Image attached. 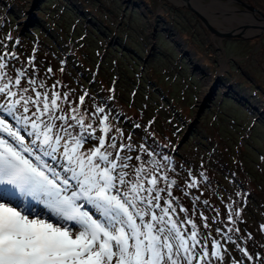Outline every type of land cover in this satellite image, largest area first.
<instances>
[{
	"label": "snow or ice",
	"instance_id": "snow-or-ice-1",
	"mask_svg": "<svg viewBox=\"0 0 264 264\" xmlns=\"http://www.w3.org/2000/svg\"><path fill=\"white\" fill-rule=\"evenodd\" d=\"M208 7L237 15L222 0ZM18 45L11 30L0 40V264H228L227 244L241 253L231 264H255L234 238L243 206L211 188L203 159L196 174L178 163V145L151 131L155 117L138 140L139 123L124 135L129 117L110 103L118 78L100 97L62 81L65 59L60 76L51 66L40 74L37 47L24 61ZM205 184L226 212L193 194Z\"/></svg>",
	"mask_w": 264,
	"mask_h": 264
},
{
	"label": "rangeland",
	"instance_id": "rangeland-1",
	"mask_svg": "<svg viewBox=\"0 0 264 264\" xmlns=\"http://www.w3.org/2000/svg\"><path fill=\"white\" fill-rule=\"evenodd\" d=\"M240 1L264 14V0ZM201 2L209 5L210 0ZM222 2L237 15L226 19L223 9L212 8L220 29L243 22L264 25L236 0ZM240 7L245 15L237 12ZM9 30L13 40L19 35L21 60L37 47L40 74L51 66L60 76L59 61L65 59L62 81L71 87L76 80L86 88L91 84L89 92L100 97L110 95L118 78L110 103L129 117L124 135L139 123L132 131L138 140L155 117L150 129L161 143L178 145V163L183 157L196 174L203 159L211 188L224 190L225 198L232 193L236 206H243L232 225L238 229L234 238H243L237 242L255 264H264L259 227L264 224V31L222 39L187 6L170 0H0V40ZM203 187L193 194L226 212L208 185ZM236 192L247 195L237 198ZM184 203L191 208L189 200ZM226 247L228 264L241 258L234 244ZM244 264L252 262L244 258Z\"/></svg>",
	"mask_w": 264,
	"mask_h": 264
},
{
	"label": "water",
	"instance_id": "water-1",
	"mask_svg": "<svg viewBox=\"0 0 264 264\" xmlns=\"http://www.w3.org/2000/svg\"><path fill=\"white\" fill-rule=\"evenodd\" d=\"M242 7L244 8H247L250 12L253 13L254 17L256 19H261L264 21V14L256 9L255 7L249 5V4H246L240 0H236ZM185 6H187L195 15H197L200 20L203 22V24L205 25V27L211 31L212 33L216 34L217 36L221 37L222 39L223 38H231V37H240V38H246L249 36H252V34H250L249 32L245 31L246 28H264V25L260 24V23H253V22H249V23H246V22H243L242 24H239L238 26L236 27H229V28H225V29H219L218 27H213L211 26L206 18L204 16H202V14L200 12H198L195 8H193L192 6H190V4H188V2H186L184 4ZM234 10H237V9H234ZM241 12L242 15H244L245 11L243 10H237V12ZM257 13V15L254 14ZM259 34L261 32H258ZM257 35V34H256Z\"/></svg>",
	"mask_w": 264,
	"mask_h": 264
},
{
	"label": "bare ground",
	"instance_id": "bare-ground-1",
	"mask_svg": "<svg viewBox=\"0 0 264 264\" xmlns=\"http://www.w3.org/2000/svg\"><path fill=\"white\" fill-rule=\"evenodd\" d=\"M170 1L172 3L178 4V5H184L186 2H188V4H190V6H192L193 8H195L198 12H200L202 14V16H204L206 18V20H207L208 23L210 22V23H213V25H218L217 26L218 28H219L220 25H222V24H217L216 23L219 20L216 17V14H214V11L212 10L211 7H208V5L203 4L201 2V0H170ZM245 14L246 13H244V15ZM210 25L213 26L212 24H210ZM213 27H215V26H213ZM248 29H251V28H246L245 31L249 32Z\"/></svg>",
	"mask_w": 264,
	"mask_h": 264
},
{
	"label": "flooded vegetation",
	"instance_id": "flooded-vegetation-1",
	"mask_svg": "<svg viewBox=\"0 0 264 264\" xmlns=\"http://www.w3.org/2000/svg\"><path fill=\"white\" fill-rule=\"evenodd\" d=\"M239 10H246V9H243L242 7H240Z\"/></svg>",
	"mask_w": 264,
	"mask_h": 264
}]
</instances>
